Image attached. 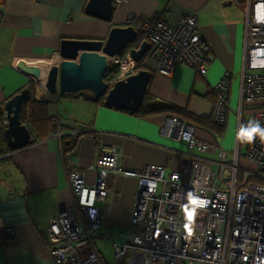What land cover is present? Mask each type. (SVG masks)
Masks as SVG:
<instances>
[{
  "label": "crops",
  "instance_id": "1",
  "mask_svg": "<svg viewBox=\"0 0 264 264\" xmlns=\"http://www.w3.org/2000/svg\"><path fill=\"white\" fill-rule=\"evenodd\" d=\"M4 3L0 22V105L3 107L7 99L28 86L30 99L47 103V132L16 149L8 147L1 151L3 143H0V264H48L52 255L45 237L46 226L57 210L72 202L67 180L72 169L85 170L87 182H93L96 159L111 146L119 149V161L124 168L140 169L147 163H159L165 173L181 171L194 159L216 158L215 153L192 149L185 140L160 133L164 114L174 115L173 110L151 114H145L142 109L131 112L93 101L87 98L88 93L49 92L44 85V74L51 65L60 62L61 41L104 40L113 25L130 24L128 19L133 15L147 18L160 14L168 23L175 24L179 17L196 12L199 31L213 56L206 72L179 63L165 75L156 72L153 61L145 60L142 67L150 69L152 76L143 103L168 105L188 114L213 117L212 101L217 100L213 88L225 71H229L227 113L231 118L233 111L236 113L241 107L242 115L245 109L240 103L245 13L233 0H114L112 17L107 21L85 12L87 0H4ZM20 63L38 65L41 77L34 78L21 71ZM236 117L235 132L233 126L228 132L234 134L235 143L238 140L240 157L237 136L240 125ZM2 121L6 124L5 114ZM225 127L226 122L218 134L223 135ZM28 129L31 139L33 131L31 127ZM196 129L205 135L199 132L195 137L219 146L226 143L231 148L232 136L228 139L226 135L219 141L211 128L203 125L195 126ZM214 164L210 162L212 169ZM106 183L108 194L103 207L110 236L106 237L105 229H100L93 239L100 257L109 264L98 243L109 239L112 246L119 231L130 230L136 180L108 172ZM5 226H12L13 240L3 239ZM116 229L117 236L113 237Z\"/></svg>",
  "mask_w": 264,
  "mask_h": 264
},
{
  "label": "built area",
  "instance_id": "2",
  "mask_svg": "<svg viewBox=\"0 0 264 264\" xmlns=\"http://www.w3.org/2000/svg\"><path fill=\"white\" fill-rule=\"evenodd\" d=\"M233 2L245 13L240 103L255 105L244 115V125L258 122L264 128V0ZM4 6V0H0V22ZM128 21L136 22L134 27L147 35L150 46L143 59L153 61L156 72L168 75L179 63L206 72L213 56L199 31L196 12L179 17L175 24L160 14L147 18L133 15ZM124 51L110 58L119 70L109 85L135 72L130 48ZM229 84L230 72L225 71L213 88L217 100L212 121L218 125L225 120ZM241 109L238 125L243 117ZM194 131L193 123L176 115L164 114L162 118V135L185 140L192 149L215 153V159H194L181 171L169 173L159 163L132 169L122 166L119 149L111 146L97 157L93 182H87L85 170L69 171L72 202L57 210L46 226L45 237L52 255L48 264H105L93 236L100 229L110 236L103 207L108 172L136 180L130 230L119 231V237L112 241L116 259H125L126 264H264V183L252 178L264 182L258 173L264 169V141L257 137L252 143L245 142L244 156L257 167L250 169L239 165L238 140L232 162L226 163L222 161L225 150L215 142L195 137ZM210 162L216 164L217 170ZM189 194L207 201L191 220L184 211L190 204ZM189 223L191 235L186 230ZM14 238L12 226H5L3 239Z\"/></svg>",
  "mask_w": 264,
  "mask_h": 264
},
{
  "label": "water",
  "instance_id": "3",
  "mask_svg": "<svg viewBox=\"0 0 264 264\" xmlns=\"http://www.w3.org/2000/svg\"><path fill=\"white\" fill-rule=\"evenodd\" d=\"M114 0H87L85 12L109 21L112 17ZM138 30L132 25H113L103 39H64L61 41L58 64L51 65L44 74V85L51 93H75L89 91L93 101L122 110H138L145 99L147 86L152 76L148 68L139 67L149 42L142 39L138 47L132 43L138 38ZM130 48L136 62L135 72L117 79L112 85L104 75L111 67L110 58ZM145 61H143L144 63ZM18 68L34 78L41 77V68L35 64L20 63ZM29 87H23L3 104L6 118L4 135L10 149L27 145L30 139L28 127L21 122L23 102Z\"/></svg>",
  "mask_w": 264,
  "mask_h": 264
},
{
  "label": "trees",
  "instance_id": "4",
  "mask_svg": "<svg viewBox=\"0 0 264 264\" xmlns=\"http://www.w3.org/2000/svg\"><path fill=\"white\" fill-rule=\"evenodd\" d=\"M238 1L241 2L243 0H238ZM138 34H139L138 38L135 40V42L132 43V45L133 44L137 45L144 38V34L142 32L138 31ZM124 53L125 51H123L121 55H123ZM138 66L142 67L143 65L142 63L139 62ZM115 67L116 65H111V67L105 73L104 76H107V80L117 75L118 70L116 71ZM78 93L81 95L88 93L87 98H90L92 96V94L87 90H82ZM67 95H71V94L68 93ZM212 102L215 104L216 98ZM141 109H142V112H144L145 114L167 113V111L173 110L175 112L174 115L181 117L183 119H186L187 121L193 123L195 126L203 127L204 125L211 129L215 128L217 129L218 133L223 131L225 122H226V113H225V120H224L223 125H218V124H214V122L212 121L211 119L212 115H200V116L198 115L197 116L195 114H188L187 112L182 111V109H178L176 107H172L168 105L161 104V105L151 106L144 102L141 108L136 111H139ZM226 112H227V109H226ZM46 114H47V103L45 101H38V100L30 99V95L28 94V97L23 102L20 119H21V122L24 123L27 127H31L33 131L32 136H31L32 141L44 136L45 132H47L46 125H45L47 122ZM3 115L4 114H3L2 105H0V143L1 142L3 143L1 151L2 150L5 151L8 149V146L5 140V135H4V129L6 127V124L2 121ZM241 127H245L243 117L240 123V128ZM240 142L241 140L239 139V144Z\"/></svg>",
  "mask_w": 264,
  "mask_h": 264
},
{
  "label": "rangeland",
  "instance_id": "5",
  "mask_svg": "<svg viewBox=\"0 0 264 264\" xmlns=\"http://www.w3.org/2000/svg\"><path fill=\"white\" fill-rule=\"evenodd\" d=\"M142 63V62H140ZM115 70H119V66L117 65L115 67ZM104 78L107 80V76H104ZM252 107H255L254 104H246L245 105V109L243 110V119L245 118L244 115H246L247 111H248V108H252ZM237 110V109H236ZM228 112V111H227ZM226 112V127H225V130H224V133L223 135H220L218 134L217 132V129L215 128H212V132H213V136L214 138H218L219 141H223L224 138L226 137V135H228V139L232 136V135H229V128L230 127H234L233 131L235 132V125H236V122H237V114L238 112L235 113V111L232 112V115H231V118L229 117V113ZM199 132H201V135H205L204 132H202L200 129H196L195 132H194V135H198ZM235 137H234V134L232 136V139H231V142L229 143V145L231 146V148H227V144L224 143L221 147L223 149H225L227 151V156L226 158H224L222 161L223 162H232V157H233V152L231 151V149H234V146H235ZM244 144L245 142L244 141H241L240 144H239V147H240V157H239V165L242 166V167H245V168H250V169H257L255 163L251 162L250 160H248L244 154H245V147H244ZM213 168L216 169V165L214 164L213 165ZM228 169V167L225 168V171ZM259 175L261 177L264 178V169H260L259 170ZM253 179L259 181L260 183H264L261 179H258L256 177H252ZM128 228L124 229L127 233L129 232L127 230ZM117 233H118V229H116L115 231L112 232V235L113 237H116L117 236ZM98 247L100 248V250L103 252V257L104 259L109 263V264H126V260L125 259H122V260H118L114 257V254H113V249H112V246H110V240L109 239H105L104 241H100L98 243Z\"/></svg>",
  "mask_w": 264,
  "mask_h": 264
},
{
  "label": "clouds",
  "instance_id": "6",
  "mask_svg": "<svg viewBox=\"0 0 264 264\" xmlns=\"http://www.w3.org/2000/svg\"><path fill=\"white\" fill-rule=\"evenodd\" d=\"M115 77L116 75L113 76V78ZM237 135L238 139L247 143H252L257 137H259L261 141H264V128L260 127V124L258 122L250 123L247 127H241ZM188 198L190 204L184 209V211L188 212L189 220H191L193 219V215L197 211V209L206 207L207 201L201 200L198 197H193L191 194H189ZM189 208L191 209V211H189ZM186 230L188 231L189 235L192 234L193 229L190 223L187 224Z\"/></svg>",
  "mask_w": 264,
  "mask_h": 264
},
{
  "label": "flooded vegetation",
  "instance_id": "7",
  "mask_svg": "<svg viewBox=\"0 0 264 264\" xmlns=\"http://www.w3.org/2000/svg\"><path fill=\"white\" fill-rule=\"evenodd\" d=\"M144 34V33H143ZM143 39H146V40H148L147 39V35L146 34H144V38ZM134 42H135V40H134ZM141 42V41H140ZM140 42L136 45V44H133V46L134 47H138V45L140 44ZM148 42H149V40H148ZM149 46H150V42H149ZM149 48V47H148ZM147 51V50H146ZM145 55V54H144ZM143 58H144V56H143ZM143 61H144V59H142V63H143ZM113 65V64H112ZM78 92H80V91H78ZM78 92H75V93H78Z\"/></svg>",
  "mask_w": 264,
  "mask_h": 264
},
{
  "label": "bare ground",
  "instance_id": "8",
  "mask_svg": "<svg viewBox=\"0 0 264 264\" xmlns=\"http://www.w3.org/2000/svg\"><path fill=\"white\" fill-rule=\"evenodd\" d=\"M124 67H126V63H124Z\"/></svg>",
  "mask_w": 264,
  "mask_h": 264
}]
</instances>
